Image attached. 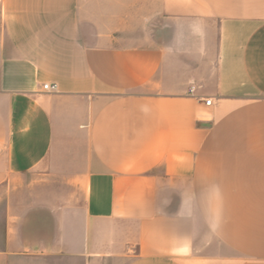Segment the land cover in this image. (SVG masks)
Instances as JSON below:
<instances>
[{"label":"crops","instance_id":"obj_1","mask_svg":"<svg viewBox=\"0 0 264 264\" xmlns=\"http://www.w3.org/2000/svg\"><path fill=\"white\" fill-rule=\"evenodd\" d=\"M0 191V264H264V0H0Z\"/></svg>","mask_w":264,"mask_h":264},{"label":"rangeland","instance_id":"obj_2","mask_svg":"<svg viewBox=\"0 0 264 264\" xmlns=\"http://www.w3.org/2000/svg\"><path fill=\"white\" fill-rule=\"evenodd\" d=\"M5 191H0V228L5 224Z\"/></svg>","mask_w":264,"mask_h":264},{"label":"built area","instance_id":"obj_3","mask_svg":"<svg viewBox=\"0 0 264 264\" xmlns=\"http://www.w3.org/2000/svg\"><path fill=\"white\" fill-rule=\"evenodd\" d=\"M43 89L45 91L51 92V91H55L57 89V86L56 85L45 84V85H43ZM192 92H193V88L191 89L190 93H192ZM205 103H206V105H211L212 104V99H206Z\"/></svg>","mask_w":264,"mask_h":264}]
</instances>
